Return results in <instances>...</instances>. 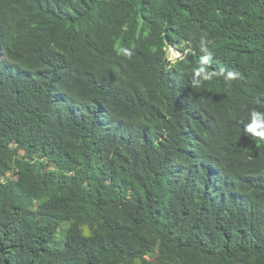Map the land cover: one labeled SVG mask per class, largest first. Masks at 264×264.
Returning <instances> with one entry per match:
<instances>
[{
    "label": "trees",
    "instance_id": "obj_1",
    "mask_svg": "<svg viewBox=\"0 0 264 264\" xmlns=\"http://www.w3.org/2000/svg\"><path fill=\"white\" fill-rule=\"evenodd\" d=\"M0 264H264V0H0Z\"/></svg>",
    "mask_w": 264,
    "mask_h": 264
},
{
    "label": "rangeland",
    "instance_id": "obj_2",
    "mask_svg": "<svg viewBox=\"0 0 264 264\" xmlns=\"http://www.w3.org/2000/svg\"><path fill=\"white\" fill-rule=\"evenodd\" d=\"M173 50H175L173 47H168V55H170L169 56L170 60L171 61L173 60L172 63H174L177 60L176 58L179 57V52L175 50V53H174ZM104 180L107 181V182H111L112 178L110 176L106 175V176H104Z\"/></svg>",
    "mask_w": 264,
    "mask_h": 264
},
{
    "label": "clouds",
    "instance_id": "obj_3",
    "mask_svg": "<svg viewBox=\"0 0 264 264\" xmlns=\"http://www.w3.org/2000/svg\"><path fill=\"white\" fill-rule=\"evenodd\" d=\"M170 47V46H169ZM172 47V46H171ZM176 51H178V50H176ZM180 52V51H179ZM181 53V52H180ZM169 56V55H168ZM183 57H182V54H181V56L177 59V60H180V59H182ZM170 60V59H169ZM176 60V61H177ZM173 62V61H172Z\"/></svg>",
    "mask_w": 264,
    "mask_h": 264
},
{
    "label": "built area",
    "instance_id": "obj_4",
    "mask_svg": "<svg viewBox=\"0 0 264 264\" xmlns=\"http://www.w3.org/2000/svg\"><path fill=\"white\" fill-rule=\"evenodd\" d=\"M171 47V46H170ZM174 51V53H175V50H173ZM179 52V51H178ZM170 56V55H169ZM181 56V53L179 52V57ZM179 57H177L176 59H178ZM169 59H170V57H169ZM173 61V60H172Z\"/></svg>",
    "mask_w": 264,
    "mask_h": 264
}]
</instances>
